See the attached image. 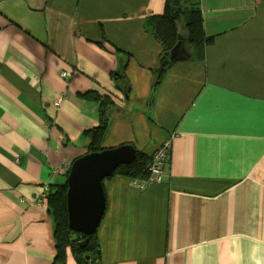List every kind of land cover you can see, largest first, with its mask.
<instances>
[{
	"label": "crops",
	"instance_id": "obj_1",
	"mask_svg": "<svg viewBox=\"0 0 264 264\" xmlns=\"http://www.w3.org/2000/svg\"><path fill=\"white\" fill-rule=\"evenodd\" d=\"M197 2L209 42L183 40L153 96L163 47L148 21L166 0H0V264H53L37 199L88 153L91 91L115 102L103 148L152 157L175 136L161 182H104L93 264H264V0ZM124 64L128 93L112 79Z\"/></svg>",
	"mask_w": 264,
	"mask_h": 264
},
{
	"label": "trees",
	"instance_id": "obj_2",
	"mask_svg": "<svg viewBox=\"0 0 264 264\" xmlns=\"http://www.w3.org/2000/svg\"><path fill=\"white\" fill-rule=\"evenodd\" d=\"M173 0H166L165 11L161 15H153L149 17L148 26H151L152 33L157 41L163 47V53L160 59V68L155 71V83L153 85L152 95L154 96L169 68L173 65L171 61V52L178 43L179 36L185 37V41L192 46H200L208 41L204 34L202 11L198 7V0H181L180 10L177 14H171V5ZM183 25L185 34L180 30ZM117 51L123 52L117 48ZM128 64H124L121 68H117L112 72V79L116 83V87L120 91L126 93L130 90L126 69ZM81 98L87 101L98 103L100 106L99 124L85 133L89 137L90 143L88 153H97L103 151V142L109 130L111 119L110 109L114 106L113 98L108 94H100L98 91H91L81 95ZM154 156L146 155L138 151V157L135 162L130 165L120 167L112 179L116 176H122L129 180L147 181L151 173L148 165L152 162ZM67 176L63 183L54 184L48 187L46 199L48 200V213L52 220L54 238L56 242L57 254L53 264H66L67 250L71 252L77 264H90L87 256H91L93 260L98 261L100 252V243L97 233L89 237V244L86 247L80 245L82 236L73 232L69 228L67 193L68 184ZM105 180V181H106ZM84 239L86 237H83Z\"/></svg>",
	"mask_w": 264,
	"mask_h": 264
},
{
	"label": "water",
	"instance_id": "obj_3",
	"mask_svg": "<svg viewBox=\"0 0 264 264\" xmlns=\"http://www.w3.org/2000/svg\"><path fill=\"white\" fill-rule=\"evenodd\" d=\"M180 5L181 0L172 1V15L179 12ZM183 40L184 38L179 36L178 43L171 52V61L185 54L189 56ZM137 157L136 147L124 144L114 149L87 153L71 164L67 176L69 228L82 236L80 239L82 247L89 244V237L98 232L104 218L107 209L105 180L113 177L120 167L135 162ZM86 259L94 263L91 256H87Z\"/></svg>",
	"mask_w": 264,
	"mask_h": 264
},
{
	"label": "built area",
	"instance_id": "obj_4",
	"mask_svg": "<svg viewBox=\"0 0 264 264\" xmlns=\"http://www.w3.org/2000/svg\"><path fill=\"white\" fill-rule=\"evenodd\" d=\"M68 73L63 72L62 77H67ZM60 104H56V106H59ZM175 138L174 135H172L169 139L165 140V142L162 144V146L158 149V151L155 154V157L152 159V162L148 165V169L151 173L150 178L147 181H137L132 180L133 187H137L139 189H144L148 184L150 183H159L162 181L163 173L165 170V166L167 161L171 157V151L173 147V139ZM69 170L62 169L61 173L68 174ZM48 191V187H45L43 193L41 194L42 199H37L38 203H46V192Z\"/></svg>",
	"mask_w": 264,
	"mask_h": 264
},
{
	"label": "rangeland",
	"instance_id": "obj_5",
	"mask_svg": "<svg viewBox=\"0 0 264 264\" xmlns=\"http://www.w3.org/2000/svg\"><path fill=\"white\" fill-rule=\"evenodd\" d=\"M85 155H86V154H85ZM66 168H67L68 170H70V167H64V168H62V169H66ZM62 169H61V170H62ZM60 174H62V175H64V176L67 175V174L61 173V171H60Z\"/></svg>",
	"mask_w": 264,
	"mask_h": 264
}]
</instances>
